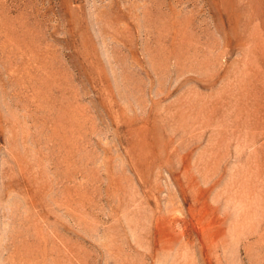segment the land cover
I'll return each instance as SVG.
<instances>
[{
  "label": "rangeland",
  "instance_id": "obj_1",
  "mask_svg": "<svg viewBox=\"0 0 264 264\" xmlns=\"http://www.w3.org/2000/svg\"><path fill=\"white\" fill-rule=\"evenodd\" d=\"M0 264H264V0H0Z\"/></svg>",
  "mask_w": 264,
  "mask_h": 264
}]
</instances>
